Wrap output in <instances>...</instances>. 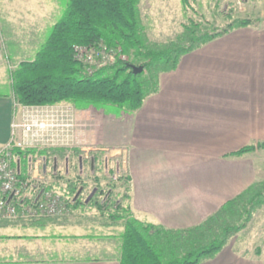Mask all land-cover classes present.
<instances>
[{
	"label": "crops",
	"instance_id": "0c3cea01",
	"mask_svg": "<svg viewBox=\"0 0 264 264\" xmlns=\"http://www.w3.org/2000/svg\"><path fill=\"white\" fill-rule=\"evenodd\" d=\"M56 2L0 0L7 26L20 27L13 33L25 36L20 52L36 48L30 60L46 42L37 45L41 34L62 17ZM1 26L0 57L6 51ZM17 56L16 65L26 61ZM10 84L0 93V148L10 140L16 111ZM76 109L80 145L71 154L58 148L18 155L21 178L40 177L46 188L67 192L79 177L87 183L94 173L84 169L90 167L88 158L101 153L118 169V193L125 184L130 187L135 217L172 230L196 226L264 181V148H258L264 143V25L233 29L183 55L174 70L160 74L158 91L133 113ZM245 146L254 150L231 155ZM30 155L44 160L33 171ZM80 156L85 159L79 169ZM122 222L0 221V230L11 227L0 234V264H120ZM251 238L237 236L201 264H264V253Z\"/></svg>",
	"mask_w": 264,
	"mask_h": 264
},
{
	"label": "trees",
	"instance_id": "16d2710c",
	"mask_svg": "<svg viewBox=\"0 0 264 264\" xmlns=\"http://www.w3.org/2000/svg\"><path fill=\"white\" fill-rule=\"evenodd\" d=\"M140 4L141 0H65L62 17L51 28L35 58L10 69L15 101L23 105L68 102L78 109L114 106L119 111L133 113L148 95L158 91L160 74L174 70L183 55L233 29L255 23L253 18L244 17L212 31L201 30L196 25L186 26L175 40L152 43L141 19ZM100 42L126 59L118 58L115 64L90 73L76 58L75 46ZM135 64L144 66L142 73L133 72L131 65ZM258 148H264V143ZM253 150V146H245L231 155L242 156ZM23 153L26 152L16 151L17 155ZM102 155H94L91 178L97 191L89 201L99 210L108 204L113 191L100 185L96 163ZM80 187L86 188V181L81 177L70 185L66 192L69 197L63 196L69 208L86 204L89 195L85 198L80 195L74 201ZM122 190L125 194L116 203L117 212L110 215L113 223L124 222L120 264H201L220 253L264 206V181H261L226 202L202 223L172 230L135 217L130 187L125 184Z\"/></svg>",
	"mask_w": 264,
	"mask_h": 264
},
{
	"label": "rangeland",
	"instance_id": "374dc122",
	"mask_svg": "<svg viewBox=\"0 0 264 264\" xmlns=\"http://www.w3.org/2000/svg\"><path fill=\"white\" fill-rule=\"evenodd\" d=\"M61 1L57 0L56 2L62 7V9L56 13L57 17L63 15L65 0ZM10 4L14 7L13 1ZM21 7L23 8L24 6L21 5ZM140 9L141 19L145 26L146 34L152 43H166L170 40H175L184 32L186 26L191 27L196 25L200 26L201 30L212 31L215 28L221 29L226 27L236 18L244 17H251L255 20V24L264 25V0H186L185 2L184 0H141ZM0 22L3 25L1 26V30L5 41L4 49L6 50L0 57V93H5L9 91L11 87V70L15 68L13 65H16L20 59L17 58V55L21 53L22 59L30 61L36 53V48L20 52L23 43L20 44L19 41L25 36L23 34L13 33V31L18 32L20 27H8L4 12H0ZM49 31L50 30L41 34L40 42L37 45L41 46L40 43L46 41L49 36ZM135 65L140 66L139 64ZM103 108L107 111L115 112L116 114L122 112L114 106ZM100 157V160L96 163L97 175L100 177V185L103 189L110 190L109 192L113 190L111 199L105 208L99 210L90 202H87L79 206L76 212L73 208H69L68 212L61 217L50 219L71 220L72 218L78 217L79 220L88 221L90 224L94 225L100 223L107 226L113 223L110 215L117 212L116 203L123 199L125 191L121 190L120 193H118V188H116L117 178L114 177L115 175L116 177L118 176V169L115 163L107 162L104 155ZM84 169L86 171L91 170L88 164ZM120 176H126V171H121ZM90 178L91 177L87 178L86 188L82 187L83 190L80 195L83 198L87 197L90 192H93V190L97 188L95 187L93 178ZM60 194L67 198L69 197L66 192ZM122 223L124 224V222ZM10 228L11 227L2 228L0 234H7V232L11 230ZM246 234L252 237V240H255V245H258L259 253H264V206L253 214L247 226L237 233L230 242L237 236ZM262 255L264 260V254Z\"/></svg>",
	"mask_w": 264,
	"mask_h": 264
},
{
	"label": "built area",
	"instance_id": "2783aa9c",
	"mask_svg": "<svg viewBox=\"0 0 264 264\" xmlns=\"http://www.w3.org/2000/svg\"><path fill=\"white\" fill-rule=\"evenodd\" d=\"M75 53L90 73L102 66L115 64L118 58L126 59L123 55L117 56L118 51L108 49L102 42L90 46L77 45ZM15 107L10 140L0 148V221L61 217L69 210L66 200L59 192L46 188L40 177L21 178L15 165L18 162L16 151L39 153L65 148L71 154L81 143L78 111L68 102L43 105L16 103ZM88 159L91 161V157ZM43 163L42 157H28L31 171Z\"/></svg>",
	"mask_w": 264,
	"mask_h": 264
},
{
	"label": "water",
	"instance_id": "95a60500",
	"mask_svg": "<svg viewBox=\"0 0 264 264\" xmlns=\"http://www.w3.org/2000/svg\"><path fill=\"white\" fill-rule=\"evenodd\" d=\"M131 68H132V70H133V72H134L135 74H140V73H142L143 70H144V66H142V65H140V66L131 65ZM84 159H85L84 156H80V157H79L80 167H83ZM91 161H92V169L94 170V167H95V158L92 157V158H91ZM82 190H83V188L81 187V188L78 190V192L75 194V196H74V201H76V199L80 196ZM96 191H97V188H95V189L93 190V192H91V193L89 194V196H88L87 199H86V203L90 201V199L93 197V195L95 194Z\"/></svg>",
	"mask_w": 264,
	"mask_h": 264
},
{
	"label": "flooded vegetation",
	"instance_id": "af4514ba",
	"mask_svg": "<svg viewBox=\"0 0 264 264\" xmlns=\"http://www.w3.org/2000/svg\"><path fill=\"white\" fill-rule=\"evenodd\" d=\"M92 157H94V156H92ZM88 161H89V160H88ZM89 164H90V166H91V165H92V161H90V163H89Z\"/></svg>",
	"mask_w": 264,
	"mask_h": 264
}]
</instances>
